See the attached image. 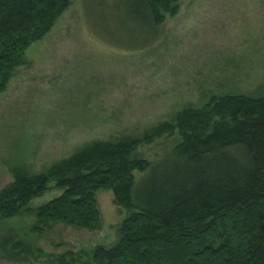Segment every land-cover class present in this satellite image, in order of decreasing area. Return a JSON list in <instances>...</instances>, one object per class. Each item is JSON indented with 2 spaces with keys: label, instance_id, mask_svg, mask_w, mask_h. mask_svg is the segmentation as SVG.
Returning a JSON list of instances; mask_svg holds the SVG:
<instances>
[{
  "label": "rangeland",
  "instance_id": "rangeland-1",
  "mask_svg": "<svg viewBox=\"0 0 264 264\" xmlns=\"http://www.w3.org/2000/svg\"><path fill=\"white\" fill-rule=\"evenodd\" d=\"M67 1L0 92V189L12 181L11 166L39 172L86 144L141 137L213 97L255 95L264 83V0H178L147 47V29L124 2ZM180 141L175 129L133 152L150 163L132 172L134 203ZM60 194L51 187L29 208ZM95 198L98 230L52 222L35 232L26 213L0 218V264H95L93 250L113 246L129 215L111 191Z\"/></svg>",
  "mask_w": 264,
  "mask_h": 264
},
{
  "label": "trees",
  "instance_id": "trees-1",
  "mask_svg": "<svg viewBox=\"0 0 264 264\" xmlns=\"http://www.w3.org/2000/svg\"><path fill=\"white\" fill-rule=\"evenodd\" d=\"M118 1L147 29L144 47L158 37L164 14L175 15L178 2ZM68 5L67 0H0V92L14 70L27 65V47ZM174 120L141 137L86 144L39 172L9 167L12 181L0 189V218L26 213L35 218L29 229L35 232L52 222L98 230L95 195L108 190L129 215L113 246L93 250L95 264H264V83L255 95L213 97ZM175 129L181 138L175 158L152 168L143 198L134 203L132 172L145 171L150 163L133 158V152ZM51 187L61 194L29 208Z\"/></svg>",
  "mask_w": 264,
  "mask_h": 264
}]
</instances>
